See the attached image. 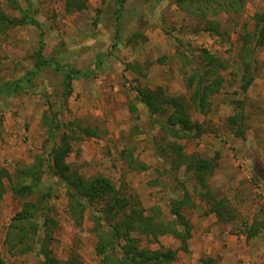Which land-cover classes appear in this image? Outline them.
<instances>
[{
	"label": "rangeland",
	"instance_id": "374dc122",
	"mask_svg": "<svg viewBox=\"0 0 264 264\" xmlns=\"http://www.w3.org/2000/svg\"><path fill=\"white\" fill-rule=\"evenodd\" d=\"M64 1L18 0L14 10L0 0V9L9 16L26 13L40 24L38 28L20 22L0 31V91L4 84L20 81L0 93V168L9 177L2 178L5 191L0 199V256L6 264L40 262L35 253L11 256L3 241L10 218L24 201L36 198L14 195L11 179L16 180L18 167L36 157L44 160V184L55 187L49 203L50 216L56 221L52 253L59 260L76 255L83 264L100 259L89 211L85 210L80 224L76 222L68 212L64 185L46 166L51 146L72 130L71 150L65 157L70 171L84 178L108 177L120 193L137 197L145 212L157 204L170 219L169 200L181 199L183 191H188V205L182 209L191 224L186 251L169 234L160 236L158 243L143 237L141 245L178 248L172 264H203L205 260L209 264H264V40L256 44L259 27L264 25L256 14H264V0H246L239 12H220L216 34L203 30L195 15L172 0H124L115 45L116 0H87L85 8L70 12ZM40 43L41 54L77 68H93L97 52L107 55L91 76L73 80L71 94L63 99L59 72L45 66L30 74ZM252 48L254 80L244 92L240 88L242 54L251 53ZM202 49L218 58L223 83L210 96L205 112L186 105L188 118L202 127L199 135L174 138L149 118L135 88L161 87L165 94L188 100L191 91L185 86V76L201 61ZM29 75L30 80L25 79ZM235 114L234 121L230 116ZM45 115L55 116L61 124L53 138ZM85 127L95 135H84ZM171 142L180 144L188 156L211 161L214 168L206 186L185 170V162L169 154ZM129 150L147 165L145 170L130 168L121 155ZM207 188L213 198L223 200L225 215L230 216L225 221L217 220L200 195ZM251 225L260 226L259 233L247 238Z\"/></svg>",
	"mask_w": 264,
	"mask_h": 264
},
{
	"label": "trees",
	"instance_id": "16d2710c",
	"mask_svg": "<svg viewBox=\"0 0 264 264\" xmlns=\"http://www.w3.org/2000/svg\"><path fill=\"white\" fill-rule=\"evenodd\" d=\"M12 9L19 7L18 0H4ZM124 0H116L115 31L113 45L117 43V32L119 31V16L121 14ZM173 3L186 13L195 15L202 23V29L209 33L219 32L220 22L217 15L220 12H239L244 8L246 0H172ZM66 11L82 10L87 5V0H65ZM24 13V12H23ZM263 19L264 14H256ZM20 22L32 23L40 28L39 22L27 16H9L0 9V31H5ZM42 31H40L41 35ZM259 38L256 44L261 45L264 40V25L259 27ZM254 48L251 53L243 52L242 70L240 74V88L244 92L254 80L251 61ZM248 53V54H246ZM107 53L97 52L94 59V67L77 68L70 63H60L53 56L41 54V43L37 49L36 59L33 64L31 75L45 66H48L61 74V96L65 99L71 94L72 81L80 78H87L94 73L96 68L101 66ZM201 61L197 62L190 73L185 76V86L190 89L191 96L185 100L181 96L165 94L161 87L151 89L148 87H137L136 98L145 106L149 118L158 124L160 130L166 135L174 138H185V136H197L202 130L200 123L192 122L186 112V105L193 106L199 112H205L210 104V96L217 93L223 83V76L219 73L221 63L218 58L206 49L199 54ZM130 65V64H127ZM30 80V75L25 76ZM10 81L4 84L3 91L18 85ZM238 115L230 116L234 121ZM49 127V135L53 138L56 130L60 127L57 118L45 115L43 117ZM152 124V122H150ZM194 129V133H190ZM84 135H95L93 129L82 128ZM74 133V130H72ZM62 134L59 142L54 143L48 153L46 166L52 175H56L65 187V195L68 198V212L73 215L77 223H81L85 210L89 211V219L93 222V229L97 235L95 246L99 261L96 264H172L177 257L179 249H187V239L191 235V224L182 212L183 207L188 204V191H183L181 199L169 200V211L171 218L163 216L160 207L152 205L150 210L145 212L139 199L134 196H126L114 187L111 180L97 174L84 178L74 171H70L69 164L65 157L71 150L70 139L74 134ZM83 139V135H78ZM169 154L173 158H180L185 162V170H191L193 178L200 186H206V179L213 171L214 165L210 160L200 156H190L182 152V146L171 142L168 146ZM159 149L164 151V145ZM122 157L134 170H145L147 165L139 162L132 154V150L121 151ZM174 168L177 166L174 164ZM47 170V171H48ZM45 173L44 160L36 157L30 164L18 167L16 180L11 179V191L18 197L34 195V200L24 201L21 208L14 213L6 226L4 245L11 256L35 253L39 256V264H83L79 258L71 256L66 260H59L53 253L51 241L53 240L56 221L50 216V200L54 196V184H44L42 174ZM3 177H8L5 169L0 168V199L4 190ZM9 178V177H8ZM184 187V185H182ZM200 195L207 201L209 211L215 213L218 221H225L230 216L225 215L227 211L222 199H215L211 196L209 189L200 190ZM95 204H101L99 208ZM260 226L251 225L246 229V237H254L259 233ZM169 234L180 240L178 248H150L141 245V238H148L149 243H158L159 237ZM0 264H6L0 256ZM203 264H209L205 260Z\"/></svg>",
	"mask_w": 264,
	"mask_h": 264
}]
</instances>
